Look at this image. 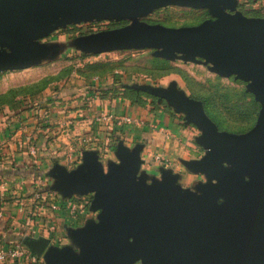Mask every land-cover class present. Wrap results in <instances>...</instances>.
<instances>
[{"label": "crops", "instance_id": "crops-1", "mask_svg": "<svg viewBox=\"0 0 264 264\" xmlns=\"http://www.w3.org/2000/svg\"><path fill=\"white\" fill-rule=\"evenodd\" d=\"M67 24L53 22L30 37L24 46L15 47L1 74L0 94L18 93L27 68L55 61L68 50L75 54L85 50L105 52L104 40L88 41V31ZM59 30L65 31L66 37H61ZM175 80L165 76L151 78L146 72L123 66L112 75L83 77L76 92L70 91L69 82L54 98L45 92L39 101L34 96L26 103L18 96L16 103H4L2 96L0 246L29 236L27 210L37 190L58 198L73 194L87 201L77 217L68 209L58 210L54 218L56 228L50 232L48 216L42 217L46 224L42 236L48 244L40 254L41 261L94 264L95 238L106 244L120 241L112 239L117 218L112 202L84 182L85 177L94 175L113 180L129 170L135 183L158 191L171 190L181 200L206 196L215 204L227 201L223 185L233 173L228 172L233 165L225 167L222 162L215 169L206 167L211 151L186 134L176 114L173 96L179 87ZM130 89L140 92L143 100L135 98ZM162 97L169 100L171 109L154 103ZM42 98L47 102L41 103ZM123 115H130L135 121L114 122L116 116ZM124 240L126 243L120 246L130 254L136 237L130 235Z\"/></svg>", "mask_w": 264, "mask_h": 264}, {"label": "water", "instance_id": "water-1", "mask_svg": "<svg viewBox=\"0 0 264 264\" xmlns=\"http://www.w3.org/2000/svg\"><path fill=\"white\" fill-rule=\"evenodd\" d=\"M155 1L0 0V35L13 43L11 52H0V66L7 68L15 47L24 46L30 37L56 22L53 18L73 20L95 11L120 15L125 7L144 9ZM216 1L197 3L213 5ZM96 38L104 40L107 48H111L109 43L156 46L166 52L185 51L192 57L204 55L223 72L234 68L259 79L255 88L263 104L256 125L245 134H236L219 132L201 117L197 105L185 102L192 107V118L206 131L203 143L211 151L206 167H220L225 157L256 165L254 180L239 183L229 176L223 185L228 198L222 204L206 196L181 200L171 190L145 188L131 179L129 170L113 180L85 177L90 189L112 202L117 213L112 239L120 240L106 244L95 238L94 264H127L129 254L120 245L130 235L154 250L150 254L153 264H264V17L224 14L191 27L135 24L107 35L87 36L88 41ZM178 94L173 96L176 106ZM23 241L38 254L48 244L42 235H29Z\"/></svg>", "mask_w": 264, "mask_h": 264}, {"label": "rangeland", "instance_id": "rangeland-1", "mask_svg": "<svg viewBox=\"0 0 264 264\" xmlns=\"http://www.w3.org/2000/svg\"><path fill=\"white\" fill-rule=\"evenodd\" d=\"M224 14L264 17V0H232L231 3L217 0L213 5H200L197 0H158L144 9L133 10L131 7H125L120 15H105L102 11H95L89 16H80L73 20H64V16H59L52 21L68 23L67 27L75 29H85L92 36H103L135 24L172 28L197 26ZM58 32L61 37H66L65 31ZM109 47L111 48H107L105 52L85 50L82 54L68 50L55 61L27 68L22 74L18 93H2L0 98H5L4 103L8 100L16 103V97L19 96L21 101L29 103V99L34 96L39 101V96L45 92H50L49 97L54 98L53 95L62 91L63 86L69 82L70 91L76 92L82 86L79 81L83 77L112 75L124 66L134 71L146 72L151 78L165 76L166 79H176L179 87V94L176 96L179 106L175 107L176 114L180 116L186 134L197 140L199 145H204V148L206 131L192 118V107L185 102L197 105L201 117L221 133L245 134L256 125L263 104V99L258 96L255 88L257 83H261L259 79L234 68L223 72L215 67V62L200 54L192 57L185 51L171 49L166 52L163 47L156 46H122L109 43ZM117 48L121 50L116 51ZM12 50L13 43L1 34L0 52ZM4 70L5 68L0 66V78ZM40 102L47 101L42 98ZM154 103L158 107L171 109L166 97H162L158 102L154 100ZM224 163L225 167L233 165L228 168V172H233L231 175L239 183L255 179L253 170L256 165L253 162L237 163L231 157H225ZM133 248L125 263L153 264L150 254L154 250L146 248L138 238Z\"/></svg>", "mask_w": 264, "mask_h": 264}, {"label": "built area", "instance_id": "built-area-1", "mask_svg": "<svg viewBox=\"0 0 264 264\" xmlns=\"http://www.w3.org/2000/svg\"><path fill=\"white\" fill-rule=\"evenodd\" d=\"M111 120L112 117H105ZM135 119L130 115L116 116L114 122L122 124L123 122H134ZM32 153L36 152L32 148ZM87 201L81 197L71 196L58 198L45 190H37L34 194V200L27 210L26 225L30 236L43 234L45 223L42 217L47 215L50 220L48 226L49 232L55 230L56 224L54 218L60 209H68L70 213L77 217L81 211H84ZM47 210H49L47 212ZM26 261L28 264H42L40 254L34 252L25 244L23 239L13 241L9 244L0 246V264H16Z\"/></svg>", "mask_w": 264, "mask_h": 264}, {"label": "trees", "instance_id": "trees-1", "mask_svg": "<svg viewBox=\"0 0 264 264\" xmlns=\"http://www.w3.org/2000/svg\"><path fill=\"white\" fill-rule=\"evenodd\" d=\"M132 94H133V96L135 97V98H137L138 100H143V98L141 97V93L140 92H138V91H135V90H133V89H130L129 90Z\"/></svg>", "mask_w": 264, "mask_h": 264}]
</instances>
